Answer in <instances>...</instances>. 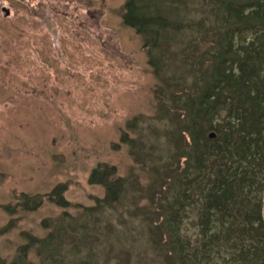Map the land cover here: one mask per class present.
Returning a JSON list of instances; mask_svg holds the SVG:
<instances>
[{
    "label": "rangeland",
    "instance_id": "rangeland-1",
    "mask_svg": "<svg viewBox=\"0 0 264 264\" xmlns=\"http://www.w3.org/2000/svg\"><path fill=\"white\" fill-rule=\"evenodd\" d=\"M125 2L0 0V260L10 262L29 236L46 237L64 211L77 217L103 198L104 189L87 179L95 167L108 166L144 191L91 222L96 231L87 243L97 248L98 263L164 264L165 252L152 240L160 233L148 221L160 193L171 200L187 162L183 156L192 150L182 127L189 119L179 107L184 94L174 87L183 91L193 77L175 50L168 52L175 57L169 81L154 75L142 38L122 23ZM187 2L185 15L204 16L220 30L221 9L212 12L210 0L204 11L202 0ZM182 35L193 40L185 53L194 59L212 50V37ZM203 64L206 72L210 63ZM59 184L71 204L65 210L47 201ZM35 196L43 200L38 209L21 207ZM145 211L149 220L142 218ZM196 220L191 211L182 219L194 245ZM108 223L111 231H104ZM231 252L216 247L210 261L229 264ZM28 259L37 261L34 247Z\"/></svg>",
    "mask_w": 264,
    "mask_h": 264
},
{
    "label": "trees",
    "instance_id": "trees-1",
    "mask_svg": "<svg viewBox=\"0 0 264 264\" xmlns=\"http://www.w3.org/2000/svg\"><path fill=\"white\" fill-rule=\"evenodd\" d=\"M208 1L200 2L202 11ZM210 2L212 12L222 10L220 30L204 16L185 15L187 0H126L123 7L122 23L142 38L154 75L169 81L166 72L175 57L168 52L175 50L193 77L183 91L174 87L175 93L184 94L179 107L190 122L183 124V133L193 142L183 156L187 161L183 175L175 178L171 200L164 192L152 201L156 212L152 220L147 211L141 215L160 233L158 240H152L158 245L155 250H164V264H212L214 248L228 246L229 264H264V0ZM193 32L201 39L212 37V50L197 59L185 53L193 40L182 35ZM179 47L183 48L176 50ZM205 61L211 66L206 72ZM211 132L215 139H209ZM188 167L191 176L186 175ZM87 183L102 187L103 198L81 208L77 217L64 211L46 237L29 236L10 262L0 260V264H91L93 260L99 264L97 248L87 243L96 231L91 222L105 209L126 207L129 195L144 190L118 178L108 166L95 167ZM64 185L55 186L47 197L63 210L71 206L63 196ZM42 203L41 196L25 197L21 207L34 211ZM131 206L138 203L131 200ZM190 211L198 215L192 222L199 228L195 245L182 230V219H188ZM104 231H111L109 223ZM32 247L37 261L28 259Z\"/></svg>",
    "mask_w": 264,
    "mask_h": 264
},
{
    "label": "water",
    "instance_id": "water-1",
    "mask_svg": "<svg viewBox=\"0 0 264 264\" xmlns=\"http://www.w3.org/2000/svg\"><path fill=\"white\" fill-rule=\"evenodd\" d=\"M7 12V14H8V11H6ZM215 133H213V132H211V133H209V135H208V137H209V139H214L215 138Z\"/></svg>",
    "mask_w": 264,
    "mask_h": 264
}]
</instances>
